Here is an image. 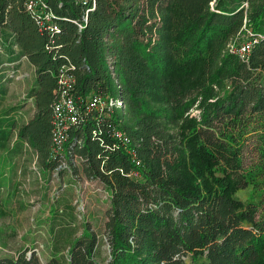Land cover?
Returning <instances> with one entry per match:
<instances>
[{
    "label": "trees",
    "instance_id": "trees-1",
    "mask_svg": "<svg viewBox=\"0 0 264 264\" xmlns=\"http://www.w3.org/2000/svg\"><path fill=\"white\" fill-rule=\"evenodd\" d=\"M29 1L0 0V94L28 60L35 108L18 136L44 169L80 166L109 192L107 253L89 228L66 261L21 251L0 264H264V0H42L50 20ZM64 71L83 108L94 95L123 107L85 110L52 153ZM248 186L259 196L244 202Z\"/></svg>",
    "mask_w": 264,
    "mask_h": 264
},
{
    "label": "rangeland",
    "instance_id": "rangeland-1",
    "mask_svg": "<svg viewBox=\"0 0 264 264\" xmlns=\"http://www.w3.org/2000/svg\"><path fill=\"white\" fill-rule=\"evenodd\" d=\"M19 65L15 71L6 66L10 77L0 94V118L9 116L14 123L0 139V256L28 251L36 252L43 263L51 256L66 261L74 240L89 228L99 235L106 255L109 192L98 180L87 178L80 166L73 172L61 166L44 169L35 150L18 136L35 108V69L26 59ZM235 196L247 202L256 200L259 191L248 186Z\"/></svg>",
    "mask_w": 264,
    "mask_h": 264
},
{
    "label": "built area",
    "instance_id": "built-area-1",
    "mask_svg": "<svg viewBox=\"0 0 264 264\" xmlns=\"http://www.w3.org/2000/svg\"><path fill=\"white\" fill-rule=\"evenodd\" d=\"M41 4L43 8L39 7ZM44 6L45 5L42 0H30L27 3L28 9H38L43 13L44 18L50 20L51 12L45 10ZM79 27L82 28V24H79ZM251 45L252 41H247L239 45L236 50L242 58H247L250 53ZM231 47H234V45H231ZM59 82L61 90L53 109L52 153H60L64 151L71 127L82 119L85 110L108 109L109 111H113L114 109L123 107V101L120 98L94 95L88 100L86 107L83 108L81 102H79L73 94V88L75 85L74 75L70 72L64 71L60 75ZM112 135L113 138L124 144L131 143L129 135L117 126L113 127ZM129 153L132 158H134L136 164L140 165V161L136 157L135 150L129 147ZM132 174L137 175L135 172H132Z\"/></svg>",
    "mask_w": 264,
    "mask_h": 264
}]
</instances>
